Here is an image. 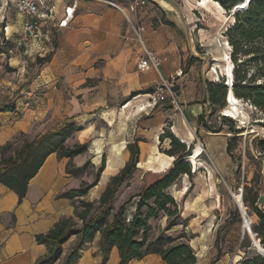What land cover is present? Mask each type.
Masks as SVG:
<instances>
[{
    "label": "crops",
    "instance_id": "1",
    "mask_svg": "<svg viewBox=\"0 0 264 264\" xmlns=\"http://www.w3.org/2000/svg\"><path fill=\"white\" fill-rule=\"evenodd\" d=\"M109 1L124 11L104 0H80L68 25L59 27L69 2L48 0L55 6L52 37L33 41L26 53L25 47L18 45L25 22L18 0H0V103L15 104L12 110L0 111V145L21 133L34 137L56 130L67 119L82 129L65 144L88 143L87 151L72 159L57 152L50 154L31 179L23 199L0 183V264H35L49 251L36 235L48 232L63 217H75L74 200L59 196L86 181L75 182L81 175L76 176L71 168L73 161H130V147L136 140L141 151L139 160L151 161L149 155L158 149L162 134L158 131L167 118L192 143L196 138L187 123L194 126L208 159L216 161L226 174L231 169L234 158L229 151L230 134L212 119L214 110L207 90V82L213 80L209 64L191 55L179 19L153 2L135 12L129 9L131 0ZM128 17L143 25L148 46L162 57L160 73L180 87L185 119L170 102L151 103L150 94L157 89L161 76L155 68H138L143 48ZM199 35L196 39L201 42ZM49 54V61H38ZM136 107L145 116H154L148 129H139L130 120L121 125L125 112ZM163 155L167 161L173 160ZM79 166L78 171L82 168ZM76 240L77 236H72L64 244L61 258L54 264H64ZM204 253L208 262L214 258L213 264H237L228 252L219 257H215V251L204 249ZM120 260L119 248L105 251L98 232L83 246L74 264H119ZM129 264L167 263L159 253L150 252Z\"/></svg>",
    "mask_w": 264,
    "mask_h": 264
},
{
    "label": "trees",
    "instance_id": "2",
    "mask_svg": "<svg viewBox=\"0 0 264 264\" xmlns=\"http://www.w3.org/2000/svg\"><path fill=\"white\" fill-rule=\"evenodd\" d=\"M225 9L235 8L241 0H216ZM231 45L230 59L233 62V91L239 99L254 106L264 114V0H250L247 7L235 12V21L225 31ZM52 54L39 58L40 63L51 59ZM214 81V82H213ZM208 81L207 90L211 105H223L229 85L223 81ZM137 93H133L135 96ZM15 108L13 101L0 103V111ZM201 114L199 118H203ZM226 118L225 115H222ZM229 117V116H228ZM264 124V121L262 122ZM72 119H67L58 129L46 131L34 137L27 136L17 151H14L15 140L0 145V183L16 191L23 199L28 191L31 179L39 172L48 156L57 152L60 157L74 158L87 151V142L67 146V138L81 130ZM233 135L229 139V151L233 154V145L238 141L239 129L233 127ZM169 136L172 148L165 153L174 160L161 171L148 170L141 182L140 189L117 205L118 194L123 185L134 174L140 162L138 140L131 145V159L115 175H113L98 200H86L83 197L101 178L106 168L105 158L91 182L83 181L79 187L63 191L59 196L73 199L76 206L75 217L61 218L48 232L36 235L37 241L49 247L46 255L40 257L35 264H54L64 251V244L72 237L77 240L68 253L64 264H74L81 255L83 246L93 240L98 232L102 234V245L105 251L117 246L121 260L119 264H129L134 259L143 258L150 252H157L167 264H197L196 251L188 240L175 241L167 232L180 224L182 207L169 192V188L178 179L191 175L188 161L194 147L192 140L183 138L179 141L173 133L166 130L161 139ZM253 145L264 155V136L253 140ZM72 164V163H71ZM70 164V165H71ZM259 194L254 199L244 195V202L252 206L259 216L260 222L254 227L256 236H261L264 245V209L257 206ZM135 209L128 212L130 203ZM168 217L167 225L154 239H150L153 226L150 222L155 217ZM178 216V219H171ZM252 243L246 248L252 249ZM222 251H218V257ZM250 254V253H249ZM213 264V262L211 263ZM242 264H264V254L246 255Z\"/></svg>",
    "mask_w": 264,
    "mask_h": 264
},
{
    "label": "rangeland",
    "instance_id": "3",
    "mask_svg": "<svg viewBox=\"0 0 264 264\" xmlns=\"http://www.w3.org/2000/svg\"><path fill=\"white\" fill-rule=\"evenodd\" d=\"M178 1L183 5L186 14L189 15L195 35L200 33L198 38L201 39V42L196 40L198 50L210 52L208 66L210 77L214 80L216 73L212 72V68L219 63L221 64L220 70H222L228 63L223 58V52L224 48L229 51L225 44L227 40L225 28L231 23V19L226 20V16L228 18L231 17L234 8L220 11L212 0L204 6L198 5L197 0ZM218 57L221 58L220 61L217 60ZM221 81L228 85V76H222ZM179 89L180 87H175L180 102ZM2 99L3 93H0V101ZM222 102L223 105H217L216 109L214 108L212 113L213 123H221L226 131L229 132V137L234 134L233 127L241 131L237 134L238 141L233 145L234 161L233 163L231 162L229 173L226 174L222 171V167L216 161H210L203 147V154L199 160L204 159L205 161H197V169L190 162L192 174L181 176L169 188V192L175 197L183 212L179 219L180 224L167 233L173 236L175 241L188 240L196 251L197 257L200 258V264L214 263V258L208 262V256L205 253L201 254L204 249L208 252L215 251L217 253L215 257L218 256L219 250L222 253L228 252L237 259V264H242L246 255L263 253L257 243H260V246L264 249L261 236H256L254 229L260 222V218L254 212L252 206L244 202V195L246 194L250 199H254L257 194H259V197L264 195V155L259 153L253 145L255 138L264 136V124L262 123L264 114L243 99H239L237 104L243 114L241 113L238 118L226 116V118L219 119L218 116L222 115V111L228 105L226 98ZM174 107L180 117L185 119L182 110L176 106ZM124 115L125 118L121 121L122 126V123H128L130 120L132 125L137 128L148 129L147 127L154 122L152 114L145 116L137 107L126 111ZM187 125L196 138L194 143H191V145L187 144L189 149L199 144V138L194 126L190 123H187ZM166 130L173 133L179 141L183 142L182 139L185 136L174 128L173 121L170 118H167L165 125L160 127L158 132L163 134ZM115 131L118 132L119 130ZM27 136L32 137L29 134ZM26 137L17 135L18 140L13 139L16 142L13 152L18 150L23 141L27 139ZM171 148V138L169 136L164 139L160 138L158 149L155 153L149 155L151 161H140L134 174L121 188L117 198V205L140 189L142 178L148 170L161 171L166 169H163L164 165L169 166L172 163L174 159L167 161V158L163 155ZM127 162L106 161V169L102 173L98 185L92 188L84 196V199L90 201L98 200L111 177L117 174ZM79 165L82 168L78 171L76 167ZM101 165L102 161H73L71 168L73 167L76 176L81 175L80 177H75V182L81 179H85L88 182L93 181ZM240 195L245 205L243 209L238 202ZM261 208L264 209V202L261 204ZM134 209V202H132L128 207L130 215ZM171 219H178V216H172ZM150 222L153 226L150 232V239H154L167 225L168 217H155ZM250 242L253 244L252 249L245 247Z\"/></svg>",
    "mask_w": 264,
    "mask_h": 264
},
{
    "label": "built area",
    "instance_id": "4",
    "mask_svg": "<svg viewBox=\"0 0 264 264\" xmlns=\"http://www.w3.org/2000/svg\"><path fill=\"white\" fill-rule=\"evenodd\" d=\"M64 1H68L69 5L65 9L66 17L59 22V27L68 25L69 20L73 18L80 2V0ZM104 1H107L111 5L119 7L124 11V9L121 8L116 2L109 0ZM150 3V0H131L129 9L130 11L137 12L147 7ZM18 8L25 16L24 26L21 33L19 34L18 45L25 47V52L28 53V49L33 41L42 38L47 40L51 39L53 31L52 29L54 27L51 24V20L55 15V6L50 5L48 0H18ZM129 20L132 24L133 31L143 48V55L137 64L138 68L141 70L155 68L160 73V66L163 62L162 57L148 46V39L144 35L143 25L134 23L130 18ZM181 73L182 72H180V74ZM160 76L161 78L157 89L150 94L151 103L170 102L182 110L177 91L175 90V85L170 79H167L161 73Z\"/></svg>",
    "mask_w": 264,
    "mask_h": 264
},
{
    "label": "bare ground",
    "instance_id": "5",
    "mask_svg": "<svg viewBox=\"0 0 264 264\" xmlns=\"http://www.w3.org/2000/svg\"><path fill=\"white\" fill-rule=\"evenodd\" d=\"M212 1L215 4V6H217L220 9V11L221 10L226 11V9L218 1H216V0H212ZM249 1L250 0H242L240 3H238V5L235 6L234 12L232 13V16L229 18L226 16V20L231 19V23L226 26L225 30L234 23L235 12L237 10L245 9L247 7V5H248L247 3H249ZM196 2L198 5L204 6L208 2H210V0H197ZM225 44L227 45V48L229 49V51L226 50V48H224L223 58H225L228 61V63L226 64L225 68L222 70H220L221 64H219V63L216 64V66H214L212 68V72L216 73V77L214 79L215 81H220L222 76H228L229 90H228L227 96H226V100H227L228 105L224 108L223 114L226 116H230L232 118H238L241 113L243 114V111L241 110V108L237 104V102H239V98L235 95L233 88H232L233 87V79H232V77H233V62L230 59L231 45L228 42V40H226ZM220 59H221L220 57L217 58L218 61H220ZM230 84H231V86H230ZM202 153H203V146L201 145V143L196 144V146L193 149L192 154L188 158V160L195 166L196 169L198 168L197 161H199V157L201 156ZM173 158L174 157L171 156V159H173ZM163 167L166 168L167 166L164 165ZM238 202H239V205L242 209L245 208V205H244V202H243L241 195L239 196ZM257 245H259L260 251H262L264 253V249H262V247L260 246V243H257Z\"/></svg>",
    "mask_w": 264,
    "mask_h": 264
},
{
    "label": "water",
    "instance_id": "6",
    "mask_svg": "<svg viewBox=\"0 0 264 264\" xmlns=\"http://www.w3.org/2000/svg\"><path fill=\"white\" fill-rule=\"evenodd\" d=\"M150 1L158 4L163 10H165L170 14L175 15L179 19L183 27V30L185 32L191 55L196 58H202L206 63H208L210 59V55L208 52H201L198 50L197 41H196L197 39L194 29L188 20L183 5L178 0H150ZM263 202H264V195L259 197L257 201V206L261 208V204Z\"/></svg>",
    "mask_w": 264,
    "mask_h": 264
}]
</instances>
